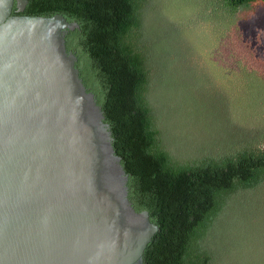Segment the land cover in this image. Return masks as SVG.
<instances>
[{"label": "trees", "instance_id": "16d2710c", "mask_svg": "<svg viewBox=\"0 0 264 264\" xmlns=\"http://www.w3.org/2000/svg\"><path fill=\"white\" fill-rule=\"evenodd\" d=\"M25 1L15 12L14 0L10 16L61 15L81 31L76 45L101 94L99 109L127 177V199L157 227L141 264H264V96L257 98L264 73L248 67L245 51L237 58L239 72L221 73L236 93V84L247 83L253 91L255 85L259 118L242 121L245 132L239 135L223 137L220 131L207 143L174 146L158 94L168 88L172 71L166 63L174 57L156 50L158 35L150 20L145 25L153 12L158 16L160 2ZM190 1L197 9L186 29L208 42L196 58L207 55L220 70L215 52L239 40L237 19L249 18L253 6L264 9V0Z\"/></svg>", "mask_w": 264, "mask_h": 264}, {"label": "water", "instance_id": "95a60500", "mask_svg": "<svg viewBox=\"0 0 264 264\" xmlns=\"http://www.w3.org/2000/svg\"><path fill=\"white\" fill-rule=\"evenodd\" d=\"M13 2L0 0V264H141L157 227L127 199L81 31L10 16Z\"/></svg>", "mask_w": 264, "mask_h": 264}, {"label": "rangeland", "instance_id": "374dc122", "mask_svg": "<svg viewBox=\"0 0 264 264\" xmlns=\"http://www.w3.org/2000/svg\"><path fill=\"white\" fill-rule=\"evenodd\" d=\"M156 1L161 3L158 16L153 12L146 17L145 25L150 20L148 26L158 35L153 40L156 50L166 55L172 53L174 57L171 64L166 63V70L172 71L167 72L168 88L162 87L158 92L164 98L162 105L167 124L163 122L174 146H177L178 141L189 143V147L194 141L207 143L214 135L217 137L220 131L223 137L230 132L234 135L245 132L240 123L259 118L264 78L258 77L260 87L257 89L260 90L257 98L260 101H256L254 84L255 92L247 83L243 88L240 83L236 84V93L222 73L229 74L231 71V76L240 71L237 58L243 51L248 67L264 73V9L253 6L249 18L237 19L239 40L235 44L221 45L218 54L215 52L213 56L221 67L220 71L207 55L196 58L201 46L208 42L200 35L198 38L196 30L193 34L186 29L185 23L197 9L195 4L190 0H154V4ZM160 26L165 29L162 38ZM247 52L251 57L246 55ZM261 246L264 247V244Z\"/></svg>", "mask_w": 264, "mask_h": 264}]
</instances>
